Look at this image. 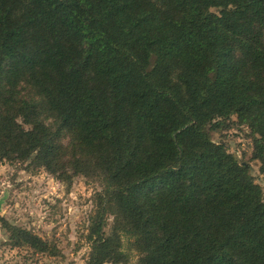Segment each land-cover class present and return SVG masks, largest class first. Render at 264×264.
Here are the masks:
<instances>
[{"label":"trees","instance_id":"trees-1","mask_svg":"<svg viewBox=\"0 0 264 264\" xmlns=\"http://www.w3.org/2000/svg\"><path fill=\"white\" fill-rule=\"evenodd\" d=\"M263 34L264 0H0V157L104 179L87 264L123 234L138 264H264V194L206 130L236 115L264 171Z\"/></svg>","mask_w":264,"mask_h":264},{"label":"rangeland","instance_id":"rangeland-1","mask_svg":"<svg viewBox=\"0 0 264 264\" xmlns=\"http://www.w3.org/2000/svg\"><path fill=\"white\" fill-rule=\"evenodd\" d=\"M262 37L264 39V34ZM21 85L23 83L19 87ZM44 114L41 117L55 127L52 117ZM215 122L206 129L211 139L223 144L239 164L248 167L253 181L264 194V171L260 161L253 157L257 135L236 115ZM68 173L69 178L62 180L32 157H0V264H87L91 252V242L87 239L89 217L104 187V179L93 173L74 174L72 170ZM104 219V232L109 235L115 221L110 214ZM9 225L39 235L54 247L56 254L17 245L11 238ZM121 237L125 262L138 264L140 253L129 240L132 237L124 234Z\"/></svg>","mask_w":264,"mask_h":264}]
</instances>
